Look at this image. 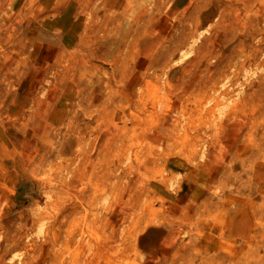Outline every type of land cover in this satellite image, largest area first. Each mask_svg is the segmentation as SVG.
<instances>
[{
  "label": "rangeland",
  "instance_id": "obj_1",
  "mask_svg": "<svg viewBox=\"0 0 264 264\" xmlns=\"http://www.w3.org/2000/svg\"><path fill=\"white\" fill-rule=\"evenodd\" d=\"M11 1L0 108L23 103L30 125L74 89L89 100L74 99L86 133L51 171L62 190L41 187L46 172L0 169V264H264V122L238 140L241 99L264 73V0L169 4L165 23L188 12L195 35L162 52L152 21L118 69L133 0Z\"/></svg>",
  "mask_w": 264,
  "mask_h": 264
},
{
  "label": "bare ground",
  "instance_id": "obj_2",
  "mask_svg": "<svg viewBox=\"0 0 264 264\" xmlns=\"http://www.w3.org/2000/svg\"><path fill=\"white\" fill-rule=\"evenodd\" d=\"M182 0H133L135 17L131 23V29L127 32L126 39L122 43L120 42L116 49L115 56H112L111 65L112 68L118 67L123 64L122 60L118 58L120 54L124 53L128 59L130 56V47L137 34L139 35L144 30L150 31V27L155 22L156 29L155 35L157 39L153 41L160 45L163 49L162 52H168V50H176L178 46L183 44L188 36L195 35V29L186 26V16H183L178 22H175L171 26L165 23L164 11L170 4L174 6L180 3ZM191 4L203 0H190ZM7 6L12 10L16 9L17 3L11 0H0V13L3 12ZM183 19V20H182ZM10 17L0 16V29L6 28ZM188 20V19H187ZM11 21V20H10ZM148 31V32H149ZM144 32V34H146ZM136 34V35H135ZM143 34V33H142ZM106 44V43H105ZM113 41H110L108 45L104 47V44L100 47L101 55L108 56L111 51ZM111 48V49H110ZM256 59L255 53L247 55L242 61L234 64L237 68H243L247 64L254 62ZM138 70L142 72L148 71V64L145 61L140 62ZM122 68V67H121ZM106 84L111 89H118L119 83L115 78L114 73H110L107 76ZM133 84L129 87L132 88ZM202 89L206 88V85H202ZM245 90V96L241 99L244 112V120L239 124V141L241 146H247L251 141L254 131L253 127H257V124L264 122V73L257 76L247 85ZM98 93L94 95V99L98 97ZM6 97V96H5ZM89 100L88 93H80V89H74L71 91V95L64 97V100L53 109V112L40 116L34 124H28V112L25 111V105L23 103L18 104L17 108L11 109L8 104H4L6 111L0 108V169L7 170L14 166L22 171H27L35 175H41L44 173V179H42V188H54L63 189V181L60 175H53L51 171L53 167L62 169L61 160H56V156L60 154L70 153L81 136L86 133L85 129L77 128L76 123L73 126V122L79 120V113L73 111L74 99ZM3 103L6 100L2 101ZM247 107V108H246ZM73 111V112H72ZM69 127L63 129L62 124L64 118L70 114ZM78 114V115H77ZM71 115V114H70ZM57 122V123H56ZM74 127V129L72 128ZM72 128V129H71ZM256 129V128H255ZM63 137V139H61ZM210 145V143H209ZM239 145V144H238ZM232 154V153H231ZM70 155V154H68ZM17 157V158H16ZM19 157V159H18ZM173 166L177 169H184V165L181 162H174ZM190 185L196 183L197 177H186ZM202 195V193H201ZM240 225V224H239ZM238 225V227H240ZM243 225V224H242ZM241 225V226H242ZM74 233V232H72ZM67 245V243H65ZM167 259V258H166ZM256 263V262H255ZM173 264H176L173 261Z\"/></svg>",
  "mask_w": 264,
  "mask_h": 264
}]
</instances>
